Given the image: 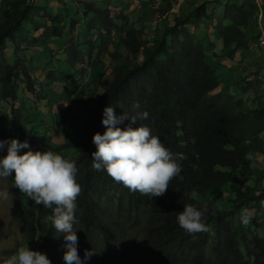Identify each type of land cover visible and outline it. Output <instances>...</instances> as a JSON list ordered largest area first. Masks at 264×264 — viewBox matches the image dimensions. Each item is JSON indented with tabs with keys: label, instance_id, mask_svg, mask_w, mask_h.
Segmentation results:
<instances>
[{
	"label": "trees",
	"instance_id": "16d2710c",
	"mask_svg": "<svg viewBox=\"0 0 264 264\" xmlns=\"http://www.w3.org/2000/svg\"><path fill=\"white\" fill-rule=\"evenodd\" d=\"M56 1L60 7L55 6L53 0H0V100L24 101L19 93L21 80L25 81L27 90L35 91L36 78L30 68L29 50L46 47L43 52L52 54L47 48L51 40L63 38L67 29L74 30L79 24L88 29L91 22L98 23L100 36L107 39L119 32L121 38L116 45L123 44V51L109 53L111 76L106 75L107 68L98 58L91 62L90 85L93 86L89 92L96 99L95 107L87 109L91 115L84 118L85 126L75 136H69L65 143L57 146L49 133L59 118L49 125V120L54 119L52 114L40 121L38 117L43 115H32L24 108V103L12 108L6 122L10 123L11 131H17L16 125L23 119L32 122L33 127L29 128L27 123L19 140H26L33 151L51 150L61 155L74 151L71 159L77 162L76 180L83 189L77 199L79 223L74 228L83 231L96 255L95 236L99 233L106 240L124 241L125 249L121 254L103 259L100 253L99 264H138L148 259L155 264H264V219L260 221L258 214L252 216L246 227L240 221L242 209L257 208L259 212L264 205V186H259L264 171L250 167L245 159L248 152L254 157L264 153V101L247 108L245 100L237 98L235 93L214 92L219 86L215 77L218 64L213 66L208 61L210 43L201 45L194 31L204 20L213 18L209 12L212 2L195 6L198 0H185L189 12L173 17L170 24L164 20L166 18L162 19L163 26L156 27L150 40L145 38V25L140 24L143 16L136 21L139 26L134 22L130 27L124 11L83 0L82 20L70 15L67 0ZM144 3L143 15H148L147 10L153 11V7ZM171 7L172 0H165V5L156 12L163 15ZM223 7L222 16L213 26L223 46L221 52L213 55L234 58L237 50L248 44L245 30L258 14L259 4L256 0H226ZM89 13L94 17L86 22ZM256 21L255 18L254 25L258 28ZM259 33L260 30L251 40H256ZM69 38L71 40L65 42L63 76L54 69L48 72V79L84 75L86 56L91 57L96 44L91 40L73 42L71 33ZM8 41L14 44V53L22 52L24 57L15 55L10 62L12 57L6 55ZM254 73L256 80L257 72ZM251 85L253 79L249 80L247 75L237 83L242 89H249ZM97 88L101 89L100 93ZM135 103H139L138 109L133 107ZM109 105L117 116L124 112L133 116L147 111V119L135 123L126 119L117 126L146 125L173 153L185 154L186 159L180 161L183 179H173L163 196L150 198L129 191L105 171L92 168V153L96 150L92 137L106 130L102 118L104 108ZM6 126L1 128L3 137L9 132ZM43 126L45 133L35 131ZM245 139L251 143L245 145ZM25 151L28 149H20L21 153ZM1 155L3 158L7 151ZM220 194L230 195L228 207L216 203ZM21 195L17 209L29 223V247L44 248L43 252L53 264H59L58 259L65 252L64 234L56 233L47 220L51 210L42 205L28 208L23 202L26 195ZM203 197L207 199V206L200 202ZM185 204L207 209V232L190 235L179 227L176 216ZM233 218L237 219V225L233 224ZM136 228L142 232L140 240L133 234ZM38 231L43 234L37 235Z\"/></svg>",
	"mask_w": 264,
	"mask_h": 264
},
{
	"label": "clouds",
	"instance_id": "9594fccd",
	"mask_svg": "<svg viewBox=\"0 0 264 264\" xmlns=\"http://www.w3.org/2000/svg\"><path fill=\"white\" fill-rule=\"evenodd\" d=\"M133 107L138 109L140 105L135 103ZM147 118V111L133 116L124 112L117 116L112 106H106L102 118L106 130L103 134L96 132L92 137V143L96 146L92 153V168L105 171L116 183L123 184L129 191L155 198L166 194L173 179H183L180 161L185 160L186 156L182 152L173 153L146 125H128L123 128L117 126L126 119L135 123ZM243 143L248 145L251 140L245 139ZM6 144L7 155L0 158V178L11 176L14 187L33 201V207L42 205L51 210L52 214L47 216V220L51 222L56 233L64 234L65 264H84V260L90 259L94 252L86 249L84 260L78 252L79 238L74 225L79 223L76 215L77 199L83 189L76 180L77 162L71 159L72 156L65 158L51 150L33 151L26 140H0V149ZM24 148L28 151L21 153L20 149ZM245 159L249 161L250 167H256L252 152L246 153ZM0 198L7 199V191H0ZM251 219L252 213L242 209V225L248 226ZM176 221L190 235L209 230L206 222L207 209H199L192 204L183 205ZM42 234L43 232L38 231L37 235ZM38 250L24 243L4 258L2 264H53L43 252L44 248L39 247Z\"/></svg>",
	"mask_w": 264,
	"mask_h": 264
},
{
	"label": "rangeland",
	"instance_id": "374dc122",
	"mask_svg": "<svg viewBox=\"0 0 264 264\" xmlns=\"http://www.w3.org/2000/svg\"><path fill=\"white\" fill-rule=\"evenodd\" d=\"M37 1V0H34ZM54 1V5L55 6H61L59 5V3L56 0ZM79 3H78V2ZM67 0V8L69 9L70 15L71 16H76L77 14L80 15V18H82L83 20V14H82V10L83 7L85 8V2L83 0ZM95 2H97L98 5L100 6H108L113 10H117V11H124L126 14H128V18L129 21L133 24L135 22L136 25L139 26V23L136 22L138 19L137 15L133 14L135 11H137L139 8L140 11L139 12H143L145 11V8L142 6L141 2H148V4L150 6L153 7V11L151 13H149V10H147V14L143 15V21H141L143 24L145 25V38H148L151 40L153 34L155 33V29L157 26H163L162 24H164V22L160 23L162 21L161 20H157V8L164 6L165 5V0H93ZM226 0H217V1H213L212 3H209V12L212 13L213 18L211 20H204L203 23L199 24L197 28H194L195 33L197 34V40L199 41V43L201 45H203V43L205 44V41L208 40L209 44V53H210V57L208 58V61L210 63H215L214 60H211L212 55L217 52H221L222 50V40L220 39V34L218 33V31L216 29L213 28L214 24H217L218 18L222 16L223 14V5L225 3ZM160 2V4H158ZM256 2H258L259 4V12H258V17L257 15L254 16L251 21V26L246 29V33H248V44L244 45L243 48L245 51L242 53V56H244L243 60L241 61L244 67H247L246 69V75L249 76V80L253 79V82H255V78H253V74L254 72H257V76L259 73L262 72H258V70H256L258 64L261 65V60L264 59V48L263 47H257L255 42L256 40H251V38H253L255 36V34H257L258 30H260L259 33V38L261 36L264 35V0H256ZM145 4V3H144ZM183 6V8L181 9V7ZM177 5L174 9V13L171 12L170 16H167L166 20L167 23H171L173 20V17L181 15V14H186L189 12V5L186 3V1L183 2V5ZM155 10V11H154ZM72 12L74 14H72ZM76 14V15H75ZM89 17L87 18L86 22H89L92 20V18L94 17L93 14L89 13L88 14ZM140 17V16H139ZM255 18L257 19L256 21V25L258 26V28L254 25L255 24ZM261 18V19H260ZM163 20V21H164ZM28 27V26H27ZM99 27L100 25H98V23H94L91 22L90 27L87 29L84 27V25L79 24L76 26V28L74 30L71 29H67L66 31V35L63 37V41L62 42H66L69 41V36L71 33L73 42H75L74 40H76V42H82V43H87L90 40L95 42L96 44V48L93 51L91 57L86 56V62L84 64V69L88 70V72H85L84 75V79H80L77 80L76 83L73 82L71 84V88L69 89V92H74L73 94H76L77 92L80 91L81 95L79 97H76L75 100L80 103V105L75 106L73 105V108H71V110L73 112H80L81 114H85V116H89L91 115L88 110H90V108H94L95 107V97L93 96V94L91 92H86L85 90H87V87L91 88L93 85H90V80H91V62H93V60H95L96 58H98L103 65L107 68L106 69V75L111 76V59L109 57V53L113 52V51H123V44L119 45L117 47L116 43L119 42L120 40V34L119 32H116L113 35L112 39H107L106 37H101L100 36V31H99ZM250 38V39H249ZM71 40V39H70ZM108 40V41H107ZM107 42V43H106ZM81 43V44H82ZM260 44V43H259ZM51 47L54 49L53 50V54L52 57L54 59H56V55L57 57H60L63 53H60L61 50H64V55H65V47L66 44H64L63 46H59L54 44L53 42L50 43ZM64 48V49H63ZM37 50V51H35ZM46 50V47H36L32 50H29L28 54L29 56H31V65L30 68L33 72V74L36 75V89L34 92L29 91L26 89L25 86V81L20 82V88H19V93L21 94V96L23 97V100H19L16 102L13 101H2L0 100V138H1V128H4V126L8 125L5 127V130L9 131L6 136H5V140L7 141L8 139L11 140L12 138H16V139H20L21 138V134L23 135V130L26 129L27 123L29 124V128L33 127V124L31 121H26V120H22L20 124L16 125V129L17 131H11V127H9L10 123H6L7 122V115L8 113L12 110V108H17L18 106L21 105V103H24V108L26 110H28L29 112L33 114H38L39 108L41 107L43 110H47L48 108V101H47V95H44L43 93H41V90L44 87V81L43 79L47 77V74L49 71L54 70L55 68H52L50 66H48V63H52L53 65L57 64V63H53L52 59L49 54L45 55V58L48 57V60H44L42 52ZM216 50H219L216 51ZM39 52V53H36ZM6 55L8 57H12L15 56L16 54L14 53V44L10 41H8L7 44V49H6ZM16 56L19 57H24V54L22 52L18 53ZM14 59L13 57L10 59V62H13ZM255 62V63H254ZM213 66H215V64H212ZM254 65V66H253ZM79 66V65H78ZM242 66V67H243ZM251 66L254 67V71H252ZM262 67H264V64L261 65ZM56 70V69H55ZM218 71V70H217ZM216 71V79L218 80V82H221L222 78L221 75L218 74V72ZM251 74V75H250ZM255 74V73H254ZM245 75V76H246ZM79 76V75H77ZM254 76V77H255ZM245 78V77H244ZM89 79V80H88ZM64 83H59L58 81H54L52 86L54 88V90L56 92H59L60 89H62L64 87ZM254 86V85H253ZM219 88V87H218ZM216 89L214 92H218L220 91V89ZM224 88V87H223ZM96 91L98 93L101 92L100 88H97ZM232 93L234 92V89L231 91ZM258 95V93H254L251 94L250 97L246 98L245 100V104L247 108H250L252 106H255L256 103L253 102L254 98ZM61 103H55V106L53 107L54 112H58L59 108L63 107L62 110H65L70 102L61 99ZM38 103H40L41 105L38 106ZM257 105V104H256ZM88 109V110H87ZM53 113V112H52ZM41 114H44L41 111ZM25 118V116H24ZM53 118V117H52ZM55 119H50L49 120V125H53ZM81 123V128H84L85 126V122L81 120H79ZM35 122H37V120H35ZM19 128V129H18ZM41 131L42 133L46 132V127L43 126L42 128H35V131ZM63 131V129H62ZM57 134H61L57 131ZM56 134V135H57ZM34 136H36V134H34ZM264 136V133H263ZM56 140V139H55ZM54 140V141H55ZM62 144V143H60ZM3 151H7V144L5 145V147L3 149H0V158H2L1 152ZM73 153H67L64 157L67 158V155L69 158H71V156L74 155V151H72ZM63 155V154H62ZM255 160H256V168L259 172L264 171V154L262 153H257L255 155ZM263 181L261 183H259L260 188L264 186V179H262ZM0 191H7L8 193V198L7 199H3L0 198V264H2V261L4 258H6L8 255H11L20 245L27 243V239H28V228H29V223L28 221L23 220V218L20 216V214L18 213V207H17V201L18 199L22 196L19 192V190L14 187V181L12 179V177H8V178H0ZM195 194H193L194 196ZM220 198H218L216 200V203L219 204V206L221 207H228L229 205V196H222L221 194L219 195ZM23 202L28 206V208H32L33 207V201L30 200L27 196L23 197ZM201 204L204 206H207V199L206 197L201 198L200 200ZM249 212L252 213V216H255L258 214L259 220L262 221L264 219V205L263 207L260 209V211H257V208H248L247 209ZM232 222L234 225L238 224L237 219L233 218ZM128 225V223L126 224ZM257 232L260 235H263V232L261 229H258ZM134 235L137 236V238L140 240L142 239V232L140 230V228H136L135 231L133 232ZM77 236L79 238V243H78V252L79 255L81 257L82 260H84V253L85 250H93V245L90 242L89 239H86L84 236L85 234L83 233V231L78 230L77 231ZM96 239V243L98 244V251H97V255L93 254L91 256L90 259L84 260V264H99V254L102 253L103 259L104 258H108L110 257L112 254H121L124 251V241H116L114 239H110V240H106L102 234H98L97 236H95ZM89 240V241H88ZM213 244V242H212ZM64 248L66 251V246H65V242H64ZM207 250L209 251V247H207ZM39 251V250H38ZM64 257V254H63ZM60 258L59 264H65L64 258ZM102 259V258H101ZM138 264H155V262L151 259H148L146 261L140 262ZM157 264V263H156Z\"/></svg>",
	"mask_w": 264,
	"mask_h": 264
},
{
	"label": "crops",
	"instance_id": "0c3cea01",
	"mask_svg": "<svg viewBox=\"0 0 264 264\" xmlns=\"http://www.w3.org/2000/svg\"><path fill=\"white\" fill-rule=\"evenodd\" d=\"M142 6L144 4V2H141ZM141 8H139L137 11H135L133 14L137 15V18H139V16H143V12H139ZM152 11H150L149 13H151ZM72 14H74L72 12ZM76 15V14H75ZM77 17L80 18V15H76ZM85 26V25H84ZM130 27H133L132 23L130 24ZM64 37V36H63ZM63 38H58V39H53L51 40L50 43H54L56 45L59 46H63L65 43L62 42ZM205 44H209L208 40L205 41ZM49 51H53L54 49L51 47V45H49V47H47ZM64 49V48H63ZM37 51V50H35ZM219 52V50H216ZM245 50L243 48H240L237 50L235 57L234 58H229L227 56H218L216 57L215 55H212L211 60H214L215 63H211V64H218V74L221 75V82H219V88L220 90H225L228 92H231L234 89L235 96L237 98L246 100V98L250 97L251 94L256 93V91L258 92V95H260L262 98L260 97H255L253 102L256 104L262 103L264 101V67H262L261 65L264 64V59L261 60V65L258 64L256 70H258V72H262L258 74V77H256V81L253 82V85H251L249 87V89H242L239 88L237 86L238 82H242L244 80V77L246 75V68L244 67L242 64V60L244 58V56H242V53ZM39 53V52H36ZM60 53H63L60 57H57V55L55 56L56 59H54L52 57V54L50 55L51 60L53 61V63H57L55 65H53L52 63H48V66L52 68H55L57 71V74L63 76V72L66 69V64L64 62L65 59V55H64V50H61ZM47 53L42 52L43 58L44 60H48V57L45 58V55ZM14 58V56H12ZM31 58V56H30ZM86 62V61H85ZM84 62V64H85ZM255 63V62H254ZM243 66V67H242ZM254 66V65H253ZM251 66L252 71H254V67ZM88 72V70L84 69V73ZM248 72V70H247ZM34 76L36 77V75L34 74ZM85 75H81V76H75L73 78L70 79H48V77L44 78V87L41 90V93H43L44 95H47V105L48 108L47 110H43L41 107L39 108V110H41L44 114H42L43 116L38 117L41 121V118H45V117H49L51 116L50 114H52L55 118H59L58 120L55 121V126H53L51 133H49V137L52 139V141L57 145L60 146L63 143H65L66 138H68L69 136H75L77 132L81 131L83 128H81V123L79 120L82 119V121H85V117H87V115L85 116V114H81L80 112H73L71 110V108H73V105L78 106L80 105L81 102L76 101L75 98L79 97L81 95L80 91L77 92L76 94H73L74 92H69V89L71 88V84L73 82L76 83L77 80L80 79H84ZM89 80V79H88ZM54 81H58L59 83L65 82L64 83V87L62 89H60L59 92H56L52 86ZM224 87V88H223ZM89 87H87V90H85L86 92L89 91ZM263 91V92H261ZM21 95V94H20ZM24 97V96H23ZM25 99V97H24ZM61 99L69 101L70 104L69 106L65 109L62 110L63 107L59 108L58 112H54L53 107L55 106V103H61ZM255 104V105H256ZM41 104L38 103V106H40ZM253 107V106H252ZM41 111H39V115L41 114ZM53 112V113H52ZM49 114V115H48ZM45 116V117H44ZM77 122V123H76ZM63 129V131H62ZM57 131L61 134H57ZM57 134V135H56ZM56 139V140H55ZM55 140V141H54ZM62 143V144H60ZM67 153H73L71 151H65L63 152V156H65ZM60 154V153H59ZM264 154V153H262ZM68 157V155H67Z\"/></svg>",
	"mask_w": 264,
	"mask_h": 264
},
{
	"label": "built area",
	"instance_id": "2783aa9c",
	"mask_svg": "<svg viewBox=\"0 0 264 264\" xmlns=\"http://www.w3.org/2000/svg\"><path fill=\"white\" fill-rule=\"evenodd\" d=\"M185 0H172V7H171V9L167 12V13H165V14H163V15H160V14H157V20H161V19H164V18H166L167 16H170V14H171V12L172 13H174V9H175V7L178 5H182L183 4V2H184ZM206 1H209V2H213V1H217V0H198L196 3H195V6H199V5H201V4H203L204 2H206ZM158 4H160V2L158 3ZM257 17H258V15H257ZM258 22V21H257ZM259 37L256 39V42H255V44H256V46L257 47H259Z\"/></svg>",
	"mask_w": 264,
	"mask_h": 264
},
{
	"label": "bare ground",
	"instance_id": "6f19581e",
	"mask_svg": "<svg viewBox=\"0 0 264 264\" xmlns=\"http://www.w3.org/2000/svg\"><path fill=\"white\" fill-rule=\"evenodd\" d=\"M260 19H261V18H260ZM259 39H260V40H259V43H260L259 46L264 48V35L261 36ZM0 140H2V138H0Z\"/></svg>",
	"mask_w": 264,
	"mask_h": 264
}]
</instances>
